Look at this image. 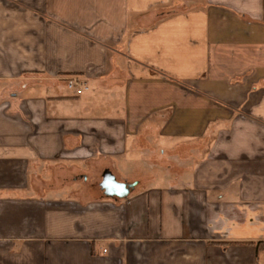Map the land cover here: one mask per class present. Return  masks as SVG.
I'll use <instances>...</instances> for the list:
<instances>
[{
	"label": "crops",
	"instance_id": "0c3cea01",
	"mask_svg": "<svg viewBox=\"0 0 264 264\" xmlns=\"http://www.w3.org/2000/svg\"><path fill=\"white\" fill-rule=\"evenodd\" d=\"M257 242L264 0H0V264H264Z\"/></svg>",
	"mask_w": 264,
	"mask_h": 264
},
{
	"label": "water",
	"instance_id": "95a60500",
	"mask_svg": "<svg viewBox=\"0 0 264 264\" xmlns=\"http://www.w3.org/2000/svg\"><path fill=\"white\" fill-rule=\"evenodd\" d=\"M132 187V185H126V184H120L117 183L112 176L108 174V177L105 178L103 188H105L109 194L115 195L117 194L118 196H126L129 193V189ZM116 189L117 193L114 192Z\"/></svg>",
	"mask_w": 264,
	"mask_h": 264
},
{
	"label": "built area",
	"instance_id": "2783aa9c",
	"mask_svg": "<svg viewBox=\"0 0 264 264\" xmlns=\"http://www.w3.org/2000/svg\"><path fill=\"white\" fill-rule=\"evenodd\" d=\"M67 86L70 90H75L77 95H81L83 92V84L77 79H70L67 82ZM107 253V250H104V254Z\"/></svg>",
	"mask_w": 264,
	"mask_h": 264
},
{
	"label": "trees",
	"instance_id": "16d2710c",
	"mask_svg": "<svg viewBox=\"0 0 264 264\" xmlns=\"http://www.w3.org/2000/svg\"><path fill=\"white\" fill-rule=\"evenodd\" d=\"M256 247L258 250H264V242H257Z\"/></svg>",
	"mask_w": 264,
	"mask_h": 264
},
{
	"label": "rangeland",
	"instance_id": "374dc122",
	"mask_svg": "<svg viewBox=\"0 0 264 264\" xmlns=\"http://www.w3.org/2000/svg\"><path fill=\"white\" fill-rule=\"evenodd\" d=\"M101 176H102L101 173L97 174V176L95 175V177L97 178V180H100ZM106 177H108V175H106ZM49 178L50 177L48 175L45 176V179H49Z\"/></svg>",
	"mask_w": 264,
	"mask_h": 264
}]
</instances>
